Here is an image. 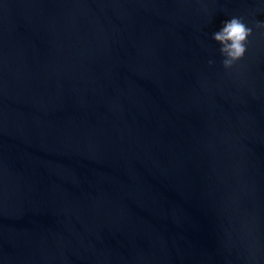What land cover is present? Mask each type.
I'll list each match as a JSON object with an SVG mask.
<instances>
[{
	"label": "water",
	"instance_id": "obj_1",
	"mask_svg": "<svg viewBox=\"0 0 264 264\" xmlns=\"http://www.w3.org/2000/svg\"><path fill=\"white\" fill-rule=\"evenodd\" d=\"M235 15L264 0H0V264H264V29L225 70Z\"/></svg>",
	"mask_w": 264,
	"mask_h": 264
},
{
	"label": "clouds",
	"instance_id": "obj_2",
	"mask_svg": "<svg viewBox=\"0 0 264 264\" xmlns=\"http://www.w3.org/2000/svg\"><path fill=\"white\" fill-rule=\"evenodd\" d=\"M249 26L244 16L235 15L223 22L222 27L213 33V40L220 45L219 53L222 57L221 65L225 70H232L240 66L249 50L255 29H264V22H252ZM214 65V60L208 61Z\"/></svg>",
	"mask_w": 264,
	"mask_h": 264
}]
</instances>
